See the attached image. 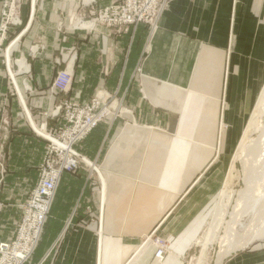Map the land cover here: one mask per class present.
I'll return each mask as SVG.
<instances>
[{
    "label": "crops",
    "instance_id": "crops-1",
    "mask_svg": "<svg viewBox=\"0 0 264 264\" xmlns=\"http://www.w3.org/2000/svg\"><path fill=\"white\" fill-rule=\"evenodd\" d=\"M109 2L97 0L95 7ZM80 4L22 0V23L4 43L14 79L0 63V244L14 238L44 160L47 142L33 127L51 131L60 124L53 115L61 103L84 105L99 96L110 99L121 117L99 125L78 146L98 171L62 174L39 244L25 264H179L177 255L203 228L212 200L214 190L203 182L220 149L219 121L229 127L225 138L232 143L250 94L240 92L252 83L246 74L255 68L244 59L227 84L232 0H171L136 76L129 66L136 68L139 49L131 51L129 35L116 39L102 27L79 31L73 24ZM144 29L133 36L140 38ZM71 64L69 91H54L57 73ZM235 93L240 97L234 106ZM189 226L187 239L190 232L176 234ZM156 228L180 243L161 262L153 248L140 245ZM170 258L174 263L166 262ZM224 264H264V247Z\"/></svg>",
    "mask_w": 264,
    "mask_h": 264
},
{
    "label": "rangeland",
    "instance_id": "rangeland-1",
    "mask_svg": "<svg viewBox=\"0 0 264 264\" xmlns=\"http://www.w3.org/2000/svg\"><path fill=\"white\" fill-rule=\"evenodd\" d=\"M170 1L171 0H167V4L164 8V11L160 15V18L167 9ZM96 2L97 0H81L80 12L78 18L75 20V24H73L74 27L81 32H93L99 27L106 28L107 30L110 31L112 37L116 39L119 37H123L124 35H129L130 37L129 44H131V48H132L131 51L136 46L139 49L136 54V57L138 58L137 66L136 68L135 66L133 68L129 66V70L134 71L133 73L134 76L140 75L142 72V67L151 53V37L157 30V26L160 18L155 28H153L149 24H140L136 27L131 26L128 29L125 28L117 29L113 26V23H111L113 19V17L111 18V16L114 15L115 10L119 8V5L123 6L125 0H110V2L106 4V6L103 8H96L95 7ZM3 5H4V0L2 2L0 22L3 18L2 15ZM255 5H259L258 8L255 7ZM21 6H22V0H14V7L16 9L15 12H17L16 18H18L20 22H21V18H20ZM105 11H108V15L107 13L105 14ZM231 11H232L231 16L233 17L232 41H231L232 44H230L229 49L231 50L232 54H231L229 71H228L227 84H229L230 82L229 86H232V78L233 75L235 74V70L236 68H238V70H240V68L242 69L240 63H242L241 60L243 61L244 59L247 61V63L250 62L251 66L255 68L251 72L249 71L246 74L247 85L250 83V81L252 83H250L247 88L245 89L242 88L240 92L245 94L248 91L250 94L246 95V100L244 99L245 104L243 108L245 107L246 110L242 111L241 116L237 122L238 125L235 127L236 128L235 133H233L235 134V139L232 143L230 141L227 143L225 138L227 132H229L228 131L229 127L224 122L222 123V121H219V126H218L219 128L217 127V137H218V141H219L218 143L220 145V149L217 150L218 153H216L214 162L209 168L208 172L209 173L211 172L210 175L207 177L205 182H203V186L207 185L208 188H210V192L211 189L214 190L212 194L213 195L212 200L211 202H209V204H207V206L204 209L203 215L207 217L204 222L205 224L203 228L198 233L196 238H191L189 242L191 244V245L189 244L190 247L187 248L183 254L177 255L179 256L178 258L179 264H217L220 252L222 251V249H225L223 245V241L221 240H223V238L226 235L225 231L227 229L226 228L227 223L230 220V214L233 211L239 193L245 188L243 165L239 160L240 152L243 147L247 148L248 146H252L253 143L259 140L261 135V128L264 125V106H263L264 105L263 103L264 101V0H232ZM14 19H15V14L13 16V20ZM141 26L145 28L141 33V37L137 38L136 35L133 36V34L134 33L136 34L137 29ZM11 28H15V27L13 26L9 27L7 31V35ZM221 33H223V31L218 32V35H221ZM7 35H6V39H7ZM5 41L6 40H4V43ZM4 43L0 48L1 50L0 63H2L4 67L7 69L5 63V50H7L9 46L4 47ZM219 49L226 51L225 47H219ZM9 64L11 66L10 60L8 59V69H9ZM195 64H196V57L193 58L191 67L194 68ZM191 73L192 72H190L188 76H190ZM10 82L12 83L11 80ZM187 88L188 87H185V89ZM234 96H235L234 98L235 101L233 105L235 106L236 104L235 102L236 100L237 101L239 100L240 95L238 97V95L235 93ZM98 98H102V97L99 96L93 97L88 103ZM107 100H108L109 116L104 122L100 123L99 125L102 124L109 126L111 125L112 122H115L116 120L118 121L121 117L120 109L118 108L116 110H113L109 106L110 99ZM59 120H61V118ZM62 124L64 125V122H62L61 120L60 124L57 127L61 126ZM148 128L154 131L157 129V127H148ZM33 129H35L36 133L39 131L38 132L39 134L46 135L44 129L40 130L35 126L33 127ZM170 129H171L170 131L171 133L175 129V127L174 128L170 127ZM165 130L167 129L165 128ZM162 132L165 133V131ZM172 134L173 133H171V135ZM115 135L116 134L112 135V139L114 138ZM85 140L83 142H85ZM80 145H77L75 147V150L79 153L80 156L84 157L83 154H81L78 150V146ZM86 161L89 162L90 164L89 166L92 170L98 171L96 166L93 164V162H90L87 159ZM97 175L100 179L99 172ZM224 206H227L226 213L223 214L221 222L218 224V226H216L215 220H213L212 215L214 212L218 213L219 211H221ZM51 208L52 205L50 207V211ZM183 210L185 209L183 208ZM181 220H184V218L182 217ZM45 224L43 226V229L45 227ZM189 229L190 226L188 228V231H183L184 230L183 229L180 232L178 229H176V234L187 235L190 232ZM157 231H159L158 228L153 230L148 235L147 234L144 235L140 240V245H143V247H145L144 250L153 248L155 250L154 251V257H155V253L158 249V243H164L165 248L162 251L161 259L155 257L156 260L161 262L166 257L168 252L170 251L172 252L173 247H176L179 241L177 240V238H175L176 240H171V237L166 234V230L164 228H161L160 232ZM190 234L191 232L186 236V239ZM10 242H6L2 244H7V243L9 244ZM262 247H264V239L255 240L254 242H252L251 244L247 245L242 249H237L235 251L229 252L222 259L220 264H224L227 260L231 259L235 255L247 253L252 248H262ZM166 262L174 263V259L170 258Z\"/></svg>",
    "mask_w": 264,
    "mask_h": 264
},
{
    "label": "built area",
    "instance_id": "built-area-1",
    "mask_svg": "<svg viewBox=\"0 0 264 264\" xmlns=\"http://www.w3.org/2000/svg\"><path fill=\"white\" fill-rule=\"evenodd\" d=\"M166 4L167 0H125L123 6L119 5L111 16V23L117 29H128L140 24H149L155 28ZM15 10L14 0H4L3 18L0 22V48L6 40L9 27L21 25ZM106 13L108 15V11ZM7 53L8 48L5 50L6 67L9 59ZM11 81L14 83L13 79ZM72 82L73 64L57 73L52 88L56 92L67 93ZM108 116L107 99L98 98L84 105L64 101L53 115L54 118H61L64 125L46 131V135L37 132L47 141L44 160L39 169L37 184L22 208V219L13 240L9 244H0V264H25L29 260L39 244L61 175L64 172L75 174L83 168L91 169L86 158L80 156L75 147ZM164 248V243H158L155 257L161 259Z\"/></svg>",
    "mask_w": 264,
    "mask_h": 264
},
{
    "label": "bare ground",
    "instance_id": "bare-ground-1",
    "mask_svg": "<svg viewBox=\"0 0 264 264\" xmlns=\"http://www.w3.org/2000/svg\"><path fill=\"white\" fill-rule=\"evenodd\" d=\"M11 75L13 76L12 72ZM239 160L243 165L245 188L239 193L230 214L226 235L221 240L225 249L220 252L217 264H220L229 252L242 249L255 240L264 239V125L261 128L259 140L252 146L243 147ZM99 176L101 182L105 184L101 173ZM226 207L224 206L218 213H213L212 218L216 226L226 213Z\"/></svg>",
    "mask_w": 264,
    "mask_h": 264
}]
</instances>
